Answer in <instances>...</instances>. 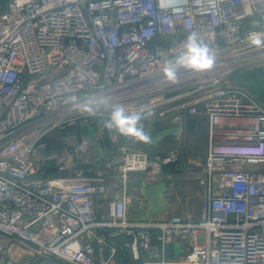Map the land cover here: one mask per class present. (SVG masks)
<instances>
[{"label":"built area","instance_id":"built-area-1","mask_svg":"<svg viewBox=\"0 0 264 264\" xmlns=\"http://www.w3.org/2000/svg\"><path fill=\"white\" fill-rule=\"evenodd\" d=\"M192 32L215 65L169 82L165 61ZM251 65H264V0H0V264H112L123 247L133 264H264V102L231 82ZM114 103L176 125L206 118L199 220L128 218L129 175L179 164L174 150L136 151L146 129L127 117L107 159L89 154L90 136L48 152L51 133L87 117L115 129Z\"/></svg>","mask_w":264,"mask_h":264},{"label":"crops","instance_id":"crops-1","mask_svg":"<svg viewBox=\"0 0 264 264\" xmlns=\"http://www.w3.org/2000/svg\"><path fill=\"white\" fill-rule=\"evenodd\" d=\"M232 84L235 86H238L246 92H250L254 96H256L261 102H264V67H245L242 69L237 70L231 78ZM190 120L186 121L187 123H192L194 121V116L190 115ZM95 117V118H93ZM146 117V116H144ZM147 118L142 119L137 125L143 126L146 129V133H148V128L150 125V122L155 125V128L159 126H162L164 124H167V128L163 133L168 134L167 137L164 139H161V134H155L152 137L151 143H146L141 141V143L137 144L135 147L136 151L146 153L149 156H154L157 154L165 153L170 150H176V148L180 145L179 143V137L181 130L177 127L178 124H173L169 120H157L153 119V121H147ZM184 123V116L182 117V121L180 125H183ZM123 126L116 127L115 129L106 130L104 127V118L98 117V116H90L86 119H82L72 125H67L63 129H60L58 131H55L52 133V140L54 141H61L64 138H74L76 140H80L83 137L90 136L92 137V147L90 148L89 154L92 157L101 158V159H107L111 152L121 143L122 141V132ZM177 131V137H173L172 133ZM170 134V135H169ZM200 135L204 138L206 141V147H207V121H206V128L201 126L200 124ZM176 147V148H175ZM176 152V151H175ZM178 152V151H177ZM203 159H200V164L197 162V167L194 169L196 171V176L198 177V183L195 186H191L192 181L189 180V177L183 176L180 174V176L173 173L171 168H174V166H168L164 169L163 174L159 177H162V181H158V183L155 185L151 193H153V197L156 200V207L163 206L162 198L164 195L166 198H168L167 205H166V212H168L166 215H164L161 219H153L150 221H160L165 218H168V216L171 215H178L185 219L196 221L199 220L201 217V207L194 208V210L190 211L188 209V202L191 197L196 198L197 201H200V204L202 203V200L204 198L205 189L204 186L199 183V178L202 177V168L204 165ZM51 166V163H50ZM177 166V165H176ZM200 166V168H199ZM50 174L52 173L51 170ZM139 173H131L128 177L127 186H126V193H127V187L135 183L134 180L137 179V177H140ZM180 177L182 180L180 181V186L176 188V184H174L175 180H178L177 178ZM106 185L109 188V192L107 195L99 197L98 200V206H105L106 201L112 200L115 192L111 191V188L115 185L119 187V180L113 178H109L106 181ZM195 190H194V189ZM191 190V191H190ZM180 193H179V192ZM129 197L131 198L130 194L127 193ZM180 196V197H179ZM132 200V198H131ZM202 206V204H201ZM104 207H100V210L102 211ZM131 208V201L128 205V213ZM158 209V210H160ZM165 210V209H164ZM137 218H139V214L136 215ZM131 219L132 221H144L139 219ZM114 262V261H113ZM113 264V263H112Z\"/></svg>","mask_w":264,"mask_h":264},{"label":"rangeland","instance_id":"rangeland-1","mask_svg":"<svg viewBox=\"0 0 264 264\" xmlns=\"http://www.w3.org/2000/svg\"><path fill=\"white\" fill-rule=\"evenodd\" d=\"M264 67V65H251L247 67ZM245 68V67H244ZM190 115L184 116V123L183 125H178L177 127L181 130L180 137H179V143L180 145L176 148V153L178 155V164L177 166H174V168H171L174 174L180 176H187L189 177V180L192 181L191 186H195L198 183V177L196 176V171L194 170L197 166V162L200 164V159L205 160L207 155V147H206V141L200 135V124L201 126L206 128V118L203 115H195L194 121L192 123H187L186 121L190 120ZM95 118V117H93ZM147 121H153L155 119L153 116H146ZM164 120H169L168 118H165ZM163 121V120H162ZM167 128V124H164L162 126H159L155 128V125L150 122L148 133L153 137L155 134H161V139H164L168 136V134L163 133ZM52 134V133H51ZM167 135V136H166ZM170 135V134H169ZM178 151V152H177ZM205 162V161H204ZM200 168V166H199ZM162 177H147L145 175H140V177H137L135 183H133L132 186L129 188L127 187V193L130 194L132 200H131V208L128 213V218L136 219V215L139 214V220H143L142 222H151L150 220L153 219H161L166 215L168 212H166L167 208V199L166 196L162 198L163 206L161 209L159 207H156V200L154 199L153 193L151 191L155 187V185L158 183V181L161 180ZM163 179V178H162ZM178 180H175L174 184H176V188L180 186V181L182 180L180 177L177 178ZM194 189V188H193ZM195 190V189H194ZM191 191V190H190ZM179 192V191H178ZM180 193V192H179ZM180 197V196H179ZM202 204V203H201ZM200 201L196 198L191 197L188 202V209L190 211L194 210L196 207H201ZM100 207H105L99 206ZM103 209V208H102ZM160 209V210H158ZM165 209V210H164ZM106 217L105 214H100V218ZM119 244V241H118ZM184 253V247H180L178 244L173 243L172 247L167 250L168 258L171 260H179ZM113 264H133V258L132 254L129 248L123 247L119 248L118 252L116 253L114 257Z\"/></svg>","mask_w":264,"mask_h":264},{"label":"clouds","instance_id":"clouds-1","mask_svg":"<svg viewBox=\"0 0 264 264\" xmlns=\"http://www.w3.org/2000/svg\"><path fill=\"white\" fill-rule=\"evenodd\" d=\"M163 6V5H162ZM260 38H253V43L260 44ZM216 62V55L212 49L204 42L200 41L197 34L192 32L185 42V50L183 54L178 55L174 59H167L162 69L163 77L169 82H175L178 72L181 68L192 71L194 73L207 72L213 69ZM124 116L131 120L133 126L137 125L145 117L139 112L127 113L124 106L114 103L111 106L109 118L105 122L106 126L119 127L116 124V117ZM135 137L143 142L151 143L152 137L149 133L143 131L142 128H136Z\"/></svg>","mask_w":264,"mask_h":264},{"label":"trees","instance_id":"trees-1","mask_svg":"<svg viewBox=\"0 0 264 264\" xmlns=\"http://www.w3.org/2000/svg\"><path fill=\"white\" fill-rule=\"evenodd\" d=\"M60 143L54 140H50L49 141V145H48V152H52V151H56L60 148Z\"/></svg>","mask_w":264,"mask_h":264}]
</instances>
